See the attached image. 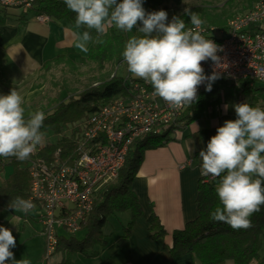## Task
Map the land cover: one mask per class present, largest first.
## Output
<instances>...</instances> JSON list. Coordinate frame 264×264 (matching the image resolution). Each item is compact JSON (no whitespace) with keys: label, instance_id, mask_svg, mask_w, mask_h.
Segmentation results:
<instances>
[{"label":"clouds","instance_id":"obj_1","mask_svg":"<svg viewBox=\"0 0 264 264\" xmlns=\"http://www.w3.org/2000/svg\"><path fill=\"white\" fill-rule=\"evenodd\" d=\"M68 10L76 14V28L86 29L77 34L75 47L87 52L92 39L89 30L103 35L107 27L122 32L135 28L142 35L129 38L122 56L127 70L135 78L153 87V96L168 107L180 109L197 100L198 88L212 91L220 78L217 71L220 47L206 39L199 31L186 30L179 17L168 21L164 10L146 12L143 0H64ZM190 22L199 28L202 21L185 9ZM138 22L142 26H138ZM211 60V75H205L202 62ZM22 96L15 90L0 95V157L27 160L42 142L41 129L45 113L37 111L25 117ZM227 111L228 105L225 104ZM236 119L224 121L210 138L206 149H201V175L218 179L215 191L220 206L210 217L233 230L252 226L250 217L264 206V109L248 103L233 105ZM193 151V149H190ZM256 177V178H254ZM8 207L28 213L34 204L16 197ZM16 240L10 229L0 226V264H19L10 250Z\"/></svg>","mask_w":264,"mask_h":264},{"label":"trees","instance_id":"obj_2","mask_svg":"<svg viewBox=\"0 0 264 264\" xmlns=\"http://www.w3.org/2000/svg\"><path fill=\"white\" fill-rule=\"evenodd\" d=\"M33 8L36 9L37 15L66 19L75 23L76 14L67 9L64 0H39L33 4L31 9ZM89 31L92 37L91 49L84 62H94L103 68L108 62L124 60L122 52L127 42L126 32L114 26L107 27L103 35H98L95 30ZM49 65H45L44 68ZM128 79L129 76L124 78L115 74L111 79L98 82L97 85L82 91L77 96L61 101L46 113L41 132L49 133L56 140L40 143L27 160L21 162L14 157L7 159L0 157V211L15 212L8 205L18 196L29 200L31 189L29 161L41 159L50 164L57 159L61 163L70 164L76 158L78 136L73 131L74 128L80 129L81 123L88 115L115 96L123 94L130 82L144 81L140 78ZM227 83L223 78L217 79L213 83L212 91L205 90L178 118L176 126L158 135L136 139L128 150L116 180L97 193L92 209L82 222L80 230L74 235L58 231V243L53 255H58L60 258L54 263L46 261V264H75L76 255L98 256L107 245L104 227L112 215L129 212V221L122 228V237L129 238L135 222L142 215V208L132 189V183L145 151L165 146L171 140L170 133L178 125L186 126L200 119L204 108L218 103L213 96L219 92L222 85ZM228 84L238 87L241 93L264 90L263 87L258 86L261 84L249 80ZM55 153L58 154L56 158ZM6 166L12 167L11 173L7 176L4 174ZM217 183L218 179L202 183L199 177L195 201L196 217L186 222L181 230L173 231L172 246L167 255H159V263L173 264L175 258L189 255L193 264H264V206L250 217L252 226L246 230H233L225 223L214 222L210 214L220 206L215 191ZM28 213H24V216ZM148 225L151 240L165 236L166 232L155 214L149 216ZM0 226H2L1 222ZM77 234L82 236L77 238ZM8 264L11 262L9 261Z\"/></svg>","mask_w":264,"mask_h":264},{"label":"built area","instance_id":"obj_3","mask_svg":"<svg viewBox=\"0 0 264 264\" xmlns=\"http://www.w3.org/2000/svg\"><path fill=\"white\" fill-rule=\"evenodd\" d=\"M36 1L39 0H0V8L26 12ZM48 20L47 16H37L38 22ZM187 30L199 31L222 49L217 53L221 57L217 69L220 78L233 84L244 80L264 83V0H257L247 13L231 19L226 38L207 35V29L202 26L192 25ZM202 67L205 75H211L213 62H202ZM153 91L145 81L130 82L123 94L88 115L81 128L73 130L78 136V155L70 164L57 159L50 164L41 159L29 161V201L34 204L32 211L42 225L43 258L47 262L57 247L58 231L74 235L80 230L97 193L116 180L132 143L176 126L178 118L190 106L170 108L153 96ZM204 91L205 86H199L197 99ZM57 155L54 154L55 158ZM199 177L202 183L214 179L201 173Z\"/></svg>","mask_w":264,"mask_h":264},{"label":"crops","instance_id":"obj_4","mask_svg":"<svg viewBox=\"0 0 264 264\" xmlns=\"http://www.w3.org/2000/svg\"><path fill=\"white\" fill-rule=\"evenodd\" d=\"M166 2L168 0H143V7L146 12H153L164 8ZM37 16L35 8L26 12L19 8H0V95L15 89L23 98L25 110L39 106L35 99L41 95L38 81L45 65L61 61L82 64L91 49L90 41L86 45L87 52L75 47L77 34L83 30L76 28L73 21L49 18L41 23ZM138 26L142 25L138 22ZM129 33L132 37L141 36L135 28ZM199 120L186 126L178 125L165 146L145 151L132 183L142 215L129 238H123V234L105 235L107 245L99 252L104 264H161L158 257L168 254L173 231L181 230L196 217L195 201L202 164L199 152L206 149L224 121L233 119L227 116L206 119L207 126L197 124ZM151 214L157 216L166 232L161 239L149 237ZM173 264H193V260L184 255L175 258Z\"/></svg>","mask_w":264,"mask_h":264},{"label":"rangeland","instance_id":"obj_5","mask_svg":"<svg viewBox=\"0 0 264 264\" xmlns=\"http://www.w3.org/2000/svg\"><path fill=\"white\" fill-rule=\"evenodd\" d=\"M256 1L168 0V2L163 4L164 8L159 7L155 11H168L169 22H171L173 17L181 18L185 22L187 30L192 26L190 17L184 14L185 9H188L190 12L195 13L202 21L200 26L207 29V35L221 39L226 38L228 35V22L235 17L247 13ZM211 28L216 29V31H210L209 29ZM127 36L128 39L132 37L129 32H127ZM115 74L124 78L129 76L130 79H135L128 72L127 64L124 60L120 62H108L103 68H100L97 63L89 61L83 62L82 64L62 61L50 64L48 67L43 68L38 81L41 95L36 97L35 104H39V106L36 105V107L25 110V117L27 118L37 111L45 114L49 113L61 101L77 96L82 91L97 85L98 82L111 79ZM257 84H261L258 86L264 88V83ZM213 99L218 100V103L204 108L200 118L202 121L199 120L197 124L207 126L208 121L206 119L213 120L221 116H227L234 120L237 117L233 105L237 103L245 102L252 107L264 109V90H258L252 93H241L238 87H233L227 83L221 86L219 92L214 94ZM225 104L228 105L227 111L223 107ZM46 140L55 141L56 138L54 139L49 133H44L41 144ZM11 171L12 167L6 166L4 174L7 176ZM129 218V212L110 216L104 227V234L107 237L122 234V228L127 224ZM0 222L2 227L10 229L15 237L16 247L10 250L14 253V258L16 261H19V264H46V260L42 254L44 247V236L41 232L42 225L36 218V215H34V211L24 216V213L21 211L11 213L2 210L0 211ZM59 232L63 231L59 230ZM81 236L82 234L76 235L77 238ZM59 258L58 255H53L50 258V262L54 263ZM74 263L104 264V260L101 258V255L96 257L76 255Z\"/></svg>","mask_w":264,"mask_h":264}]
</instances>
